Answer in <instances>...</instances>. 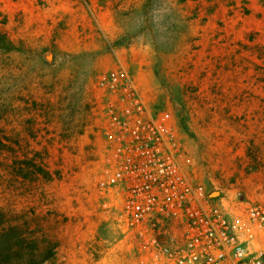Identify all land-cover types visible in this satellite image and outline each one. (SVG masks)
Here are the masks:
<instances>
[{
	"label": "rangeland",
	"instance_id": "obj_1",
	"mask_svg": "<svg viewBox=\"0 0 264 264\" xmlns=\"http://www.w3.org/2000/svg\"><path fill=\"white\" fill-rule=\"evenodd\" d=\"M77 1L0 0V209L58 238L45 264H76L61 256L80 242L96 257V240L113 247L97 186L96 83L111 69L166 115L195 182L264 205V0ZM96 3L122 30L113 39L79 23L82 11L95 25Z\"/></svg>",
	"mask_w": 264,
	"mask_h": 264
},
{
	"label": "built area",
	"instance_id": "obj_2",
	"mask_svg": "<svg viewBox=\"0 0 264 264\" xmlns=\"http://www.w3.org/2000/svg\"><path fill=\"white\" fill-rule=\"evenodd\" d=\"M96 85L105 122L97 186L100 211L118 232L114 251L135 264H264V205L195 182L166 115L125 69Z\"/></svg>",
	"mask_w": 264,
	"mask_h": 264
},
{
	"label": "trees",
	"instance_id": "obj_3",
	"mask_svg": "<svg viewBox=\"0 0 264 264\" xmlns=\"http://www.w3.org/2000/svg\"><path fill=\"white\" fill-rule=\"evenodd\" d=\"M59 241L34 216L14 217L0 209V264H45L55 260Z\"/></svg>",
	"mask_w": 264,
	"mask_h": 264
},
{
	"label": "crops",
	"instance_id": "obj_4",
	"mask_svg": "<svg viewBox=\"0 0 264 264\" xmlns=\"http://www.w3.org/2000/svg\"><path fill=\"white\" fill-rule=\"evenodd\" d=\"M77 1V0H76ZM95 0H93V3ZM74 2L69 4V8L72 9L73 11L80 9L84 10L83 4L81 2L77 1V5L75 7L72 5ZM98 4V3H96ZM99 5V4H98ZM99 12L97 11V17L95 18V25H92V19L88 17L86 14L83 15V12L81 11L79 15H81V21L82 24L85 26V28H90L92 26L93 28L99 29L106 37L113 39L119 32H121V28L119 27V24L115 21V18L112 15V9L110 7H104L102 5ZM19 8L22 10L26 9V5L23 3H19ZM77 16V15H75ZM70 19V18H69ZM96 30L89 29V32H87L88 35L92 36V40L95 41L97 46H100V40L97 39L95 36ZM85 33V35H87ZM59 40V39H57ZM61 43V42H60ZM140 89V88H139ZM141 92V91H140ZM113 233H114V238L118 236V232L111 227ZM96 246L98 245V254H102L100 257H96L94 254L97 253L95 250L96 248L91 247L88 248V245L86 246L84 243H78L76 247L74 248L75 250L72 253L71 248L65 249V255L61 256L62 258L66 260H73L76 264H135L134 260L131 258H128L125 255H122L120 252H115L112 246H107L106 248L100 247V240L95 241ZM94 250V252H93ZM71 251V252H70ZM103 251V252H102ZM72 253V255H71Z\"/></svg>",
	"mask_w": 264,
	"mask_h": 264
}]
</instances>
